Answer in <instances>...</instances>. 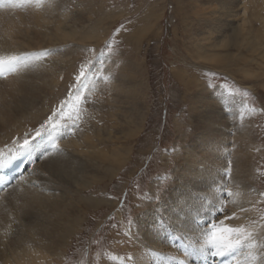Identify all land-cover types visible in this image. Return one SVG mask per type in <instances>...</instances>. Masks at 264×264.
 Listing matches in <instances>:
<instances>
[{"label":"rangeland","instance_id":"obj_1","mask_svg":"<svg viewBox=\"0 0 264 264\" xmlns=\"http://www.w3.org/2000/svg\"><path fill=\"white\" fill-rule=\"evenodd\" d=\"M195 1L59 0V13L68 15L75 29L82 33L87 28L88 36L93 31L95 34L86 41L77 37L60 44L61 52L73 46L74 54L68 58L71 72L65 71L58 78L56 90L49 99L44 95L38 108L31 105L22 113L12 109L14 114L20 113L15 117L10 115L19 124L13 126L10 134L0 135V156L24 144L25 139L30 143L40 137L55 138V132L56 138H60L59 153L66 156L59 159L56 172L46 168L47 175L42 173L45 179L40 184L46 198L59 201L63 210L70 208L75 215L74 223L82 227L77 236L78 229L74 236H69L72 224L60 232V246L64 247L56 250V264H121L130 255L125 222L133 227L131 223L149 207L159 204L162 194L168 193L171 168L182 158L192 130L199 129L194 115L200 97L211 101V107L220 112L216 117L227 127L229 147L225 158L229 162L246 161V168L253 162L259 167L256 176L247 168L242 176L232 177V194L226 192L227 203L222 206L225 213L229 211L226 217L235 215L238 227L249 230L257 227L259 230L264 222L261 195L264 193V65L259 56L263 49L241 51L242 56L254 59L251 66L242 65L253 73L251 77L241 71L232 74L235 72L231 73L232 63L226 65L228 71H223L196 61L194 43L205 38L203 28L206 31L214 28L212 31L216 33L227 20L221 25L209 21L211 26H199ZM226 29L221 32L232 31ZM221 52L232 55L238 50L229 47ZM235 61L232 60L233 64ZM82 66L86 75L81 79L84 84L79 86L81 80L77 81L76 77ZM179 71L197 82L196 90L185 89L176 77ZM1 82L2 86L7 85L6 81ZM78 94L82 97L79 102L75 100ZM61 105H65L63 114ZM52 123L58 125L55 130ZM37 132L41 133L40 137ZM114 150L123 151L127 157L119 171H109L112 162L98 155L99 151L109 154ZM49 156L54 155L49 153ZM37 162L32 172L37 171H33L38 167ZM227 181L230 182V177ZM215 190H219L217 186ZM28 205L21 203L9 208L25 210L22 218L25 222H35L38 216L47 236L57 234V214L54 218L41 215L31 211ZM13 213L8 214L18 223L20 220ZM225 227L234 228L226 224ZM261 234L264 244V233ZM122 252L128 255L122 256Z\"/></svg>","mask_w":264,"mask_h":264},{"label":"bare ground","instance_id":"obj_2","mask_svg":"<svg viewBox=\"0 0 264 264\" xmlns=\"http://www.w3.org/2000/svg\"><path fill=\"white\" fill-rule=\"evenodd\" d=\"M8 1L10 0H0V3H3L0 8V59L6 61L9 60V56H15L19 58L20 63L14 74L2 80L6 81L7 85H0V135L10 134L13 126L19 124L10 117L14 114L13 110L22 113L31 105L38 108V105L44 101V95L48 99L52 96L58 78L64 76L65 71L71 72L68 58L74 54L73 46L66 47L61 52L60 44L77 37L86 41L95 34L93 31L88 36L87 28L82 33L75 29L68 15L59 13V0H39V2L25 0V2H13L11 5ZM206 1H195L197 4L195 16L199 26H211L209 21H217L221 25L226 19L229 23L225 21V25L223 23L220 30L223 31L227 27L232 31L226 33L216 29V33H213L214 28L206 31L207 29L202 27L206 32L205 38L199 41L197 38V42L194 43L197 50V54L194 55L195 60L211 64L213 68L223 71H228L226 65L232 63L231 73L235 71L232 74L236 75L241 71L246 77H251L253 73L242 68V65L251 66L254 59H251V56L248 59L242 56L241 51L244 48L248 53L249 48L254 49V52L263 49L259 56L262 59L261 64L264 65V0H236L237 3L232 0ZM206 5L211 6L205 7ZM148 32V29L146 32L144 30L145 35ZM229 47L236 48L238 52L232 55L221 52ZM45 51L50 52V55L45 58L36 56L37 53ZM234 59L236 61L233 64ZM176 77L188 92L197 89V82L188 78L184 71H179ZM199 100L200 105L194 115V123L199 129L192 130L186 143L191 141L188 147L184 146L182 158L177 159L171 168L168 193L162 194L159 204L149 207L135 223H131L133 227L125 222L124 228L130 238L132 251L129 256L122 259L121 264H207L214 252V249L206 245V233L211 230V225L219 226L220 221L223 220L226 221L224 223L226 225L234 228L239 226V223H235L236 219L226 220L228 210L226 213L225 211L221 213L219 209L227 203L226 192H231L232 177L242 176L247 168L255 175L259 167L253 165V162L246 168V161L236 162L233 159L229 162V159L225 158V150L229 147L227 127L223 126L221 118L216 117L220 112L217 108L211 107V101H206L204 97H200ZM20 113L15 112L14 117ZM216 121L218 124H215ZM55 134L57 136V132ZM56 136L55 142L59 143L57 140L60 138ZM52 140L51 137H45L39 141H30L26 146L33 151L29 165L35 158L41 159L39 163L37 162L38 167L33 168L37 173L32 172V166L24 173V179L18 181L7 192L0 194V262L2 264H56V261L58 262L56 250L61 246L64 247V245L60 246V232L66 231V226L72 224L73 228L69 236H74L77 229L76 236L80 233L82 224L79 226V223H74L75 215L70 212V208L63 210L62 204L56 200L51 201L52 198L47 199L45 189H42L41 184L45 179L42 173L47 175L46 168L56 172L59 159L66 156H61L59 151L51 154L54 156H49L45 147L50 146ZM75 142L76 140L72 145ZM24 146L16 150V153L21 154ZM99 153L100 158L112 162L109 171H117L127 159L121 150H114L109 154L106 151ZM6 157L0 160V163ZM46 159L50 162L45 163ZM227 177H230V182L227 181ZM49 181L51 182L52 178ZM216 186L219 190H215ZM228 201L231 202L232 198L229 197ZM21 203L30 204L29 209L41 215L54 218L57 214V223L55 222L57 234L47 236L38 216L35 217V222H25L22 221L25 210L21 212L20 207L18 210L9 208ZM8 213H13L20 221L15 223ZM76 215H79L78 211ZM33 218L34 216L30 219ZM262 225L259 226V230L258 227L250 230L254 231L256 247L239 250L237 260L240 264H264V244L260 237L261 233H264ZM123 255L128 254L122 252Z\"/></svg>","mask_w":264,"mask_h":264},{"label":"snow or ice","instance_id":"obj_3","mask_svg":"<svg viewBox=\"0 0 264 264\" xmlns=\"http://www.w3.org/2000/svg\"><path fill=\"white\" fill-rule=\"evenodd\" d=\"M14 2H25V0H14ZM37 2H39V0H37ZM48 55H50V52L45 51L42 53H37L36 56L38 58H45ZM10 62L12 61H17L19 58L18 57H10ZM4 64V60L0 59V65ZM86 75L85 69L82 66L79 74L76 77V80L79 81L82 78H84ZM79 92V90H78ZM82 99V97L78 94L75 97V100L77 102H79ZM65 104H67V102H65ZM65 105H61L60 106V113L63 114V108ZM73 109L75 108V105H72ZM58 127V125H56L55 123H52V128L55 130ZM37 136H40L41 133L37 132L36 133ZM51 135V134H50ZM29 144V141L27 139L24 140V145L27 146ZM52 147L56 150L59 151L60 150V145L58 143L55 142V138H53L52 140ZM0 166H2V164H0ZM229 195H231V192L229 193ZM262 196H264V193H261ZM219 211L221 213H223L224 208L221 207L219 209ZM243 211V209H242ZM237 218L235 215L231 216V217H226V219H235ZM261 227H264V225H262ZM221 233H228V237H222ZM255 241V235H254V231H250L249 229L241 226V227H237V228H231V227H225L224 221L221 220L219 223V226H217L216 224L212 225L211 230L206 233V245L210 246L212 249H214V255L216 256H227L230 254H235L238 250L242 249V248H255L256 244L254 243ZM204 249H201V251H203ZM237 264H239V262H237Z\"/></svg>","mask_w":264,"mask_h":264}]
</instances>
